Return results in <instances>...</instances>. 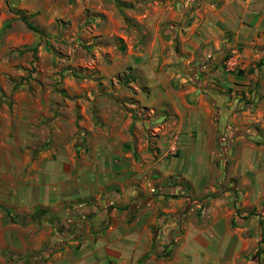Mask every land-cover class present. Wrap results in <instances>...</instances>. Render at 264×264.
Returning a JSON list of instances; mask_svg holds the SVG:
<instances>
[{"label":"rangeland","instance_id":"1","mask_svg":"<svg viewBox=\"0 0 264 264\" xmlns=\"http://www.w3.org/2000/svg\"><path fill=\"white\" fill-rule=\"evenodd\" d=\"M193 1L0 0V264H24L23 257L29 263L27 255L43 249L47 230L50 249L70 208L47 207H106L111 192V199L126 197L127 185L137 186L136 196L119 204L141 207L152 202V190L138 185L152 186V160L185 166L190 150L160 139L170 133L165 127L172 118L152 111V35L179 30L181 10ZM163 15L173 19L158 21ZM257 63L230 73L264 76ZM256 90L244 101L251 110L260 99ZM259 91L264 96V86ZM260 124L218 133L207 148L215 159L202 165L193 185L177 174L158 183L172 188L164 205L183 185L187 207L224 199L228 207H243V219L262 237L264 195L254 187L261 174H245L251 185L244 186L231 159L250 145L254 155H264ZM230 184L233 193H223ZM260 244L264 237L247 256L252 264H262Z\"/></svg>","mask_w":264,"mask_h":264},{"label":"crops","instance_id":"2","mask_svg":"<svg viewBox=\"0 0 264 264\" xmlns=\"http://www.w3.org/2000/svg\"><path fill=\"white\" fill-rule=\"evenodd\" d=\"M181 11L179 30H164L161 35L156 29L152 35V111L172 118L165 127L170 133L160 139L167 144L176 140L190 150L182 158L185 166L173 169L172 161L167 165L162 157L152 160V186L138 184L152 190V202L141 207H122L136 196V185H127L124 199L112 197L108 202L112 207H47L57 212L70 208V214L60 220L52 252L41 264H252L247 256L261 232L243 219L247 216L243 207H228L224 199L201 209L187 207L183 185L179 197L167 199L164 205L163 196L172 194V188L158 183L177 174L193 185L202 177V165L215 159L207 148L218 133H236L251 122L260 121L264 127V96L259 91L264 76L237 77L222 67L224 57L238 47L242 69L256 61L264 68V0H194ZM162 18L173 19L163 15L158 21ZM254 86L260 99L251 110L244 101L253 98L249 91ZM255 153L250 145L244 155L231 159L244 186L251 185L245 174L254 170L261 174V183L254 187L264 195V155ZM233 189L230 184L223 193ZM49 233L45 241L51 240ZM260 245L264 264V245Z\"/></svg>","mask_w":264,"mask_h":264},{"label":"trees","instance_id":"3","mask_svg":"<svg viewBox=\"0 0 264 264\" xmlns=\"http://www.w3.org/2000/svg\"><path fill=\"white\" fill-rule=\"evenodd\" d=\"M13 13L14 14H16L17 16H18V18L25 24V26H26V28L28 29V30H31V31H33V32H35V33H37V31H36V29L28 22V20L19 12V11H13ZM257 64H259V63H257ZM248 71H250V72H252L251 70H248ZM115 192V191H114ZM111 194H113L112 192L109 194L110 196H111ZM110 196H108V201H110L111 200V198H110ZM106 207H112V205H109L108 203H107V206ZM68 214H70V213H65L64 215H63V217H65L66 215H68ZM56 219V217H52V219L51 220H55ZM232 225H233V223H231ZM263 239V236L260 238V242H261V240ZM51 240H46L45 242H44V244H43V249H41V250H39V251H36V252H34V253H30V254H28L27 255V258H28V260H30V262L28 263L27 262V260H26V257H23V260H24V264H41L44 260H45V258L48 256V254L50 253V252H52L51 250H52V248H51V245H50V249H48L47 250V246L49 245V242H50ZM151 252H153V247H151ZM154 254H156L157 256H161L160 254V252H154ZM36 256H38V257H41V259L40 260H38L37 262L36 261H34L35 259H34V257H36ZM18 261H16V263H17Z\"/></svg>","mask_w":264,"mask_h":264},{"label":"built area","instance_id":"4","mask_svg":"<svg viewBox=\"0 0 264 264\" xmlns=\"http://www.w3.org/2000/svg\"><path fill=\"white\" fill-rule=\"evenodd\" d=\"M239 49L238 47H233L227 57L222 62V67L227 72H232L236 70L239 66ZM101 264H112V263H101Z\"/></svg>","mask_w":264,"mask_h":264}]
</instances>
